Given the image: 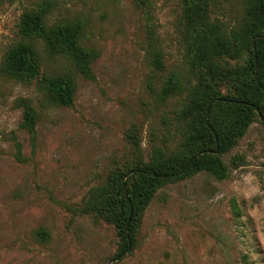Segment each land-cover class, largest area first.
I'll use <instances>...</instances> for the list:
<instances>
[{
  "label": "rangeland",
  "instance_id": "rangeland-1",
  "mask_svg": "<svg viewBox=\"0 0 264 264\" xmlns=\"http://www.w3.org/2000/svg\"><path fill=\"white\" fill-rule=\"evenodd\" d=\"M50 4L49 22H84L90 77L63 50L39 45L38 77L6 74L21 16ZM245 0H0V264H264V122L256 119L223 154L226 178L206 170L161 184L136 222L126 257L116 227L87 210L93 192L138 152L148 162L180 148L200 72L186 52L188 11L201 7L229 33ZM162 63H156L155 52ZM222 54L242 66L248 52ZM69 76L71 104L57 102L42 77ZM176 89L166 94L171 78ZM172 82V81H171ZM215 89L233 93L215 78ZM27 107L36 125H23ZM140 149H136L135 141ZM243 158L235 164V157ZM134 173V171H133ZM131 173V174H133ZM129 174V175H131Z\"/></svg>",
  "mask_w": 264,
  "mask_h": 264
},
{
  "label": "trees",
  "instance_id": "trees-1",
  "mask_svg": "<svg viewBox=\"0 0 264 264\" xmlns=\"http://www.w3.org/2000/svg\"><path fill=\"white\" fill-rule=\"evenodd\" d=\"M49 12L48 2L23 12L19 40L8 50L3 72L38 77L41 73L39 45L42 43L50 53L65 51L75 68L90 77L93 53L82 44L84 22L58 19L50 23ZM187 17L186 52L191 66L200 75L198 83L192 87L194 108H185L182 112L188 118V124L180 148L168 156L157 147L148 162L143 160L139 151L138 158H134L125 169L113 170L87 203L89 212L116 227L122 241L115 257L117 260L128 253L125 226L131 206L133 215L129 233L133 244L136 222L162 183L182 178L193 170H206L218 178H226L229 166L223 154L236 145L253 121L264 122V0H245L243 17L238 27L229 33L210 22L199 6L191 8ZM245 51L248 58L242 66L223 67L217 61L222 54L239 57ZM155 61L162 63L159 50L155 52ZM215 78L224 79L233 93L224 95L221 90H216ZM42 81L57 102L72 103L75 83L71 77L45 75ZM171 81L164 87L166 94L178 85L173 77ZM36 120L34 109L27 107L24 127L34 131ZM135 147L140 149L137 140ZM217 147L219 151L216 153ZM234 163L242 164L243 158L235 157ZM131 170L134 173L129 175Z\"/></svg>",
  "mask_w": 264,
  "mask_h": 264
},
{
  "label": "water",
  "instance_id": "water-1",
  "mask_svg": "<svg viewBox=\"0 0 264 264\" xmlns=\"http://www.w3.org/2000/svg\"><path fill=\"white\" fill-rule=\"evenodd\" d=\"M219 151V148L217 147L216 149V153ZM184 168L181 170V172H183ZM134 170H131L129 172V174L133 173ZM125 191L127 192V187H125ZM132 215H133V208L131 206V210H130V214H129V217H128V220L126 222V226H125V231H126V235H127V238H128V241H129V245H128V249L127 251H129L131 248H132V239L130 237V233H129V226H130V222H131V219H132ZM117 258H114L113 259V262L116 261Z\"/></svg>",
  "mask_w": 264,
  "mask_h": 264
}]
</instances>
